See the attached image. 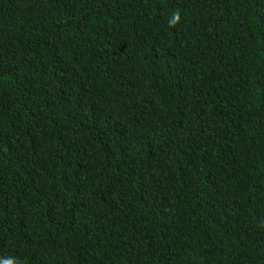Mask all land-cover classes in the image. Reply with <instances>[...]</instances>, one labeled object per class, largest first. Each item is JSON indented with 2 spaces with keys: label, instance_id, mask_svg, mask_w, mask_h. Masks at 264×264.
Listing matches in <instances>:
<instances>
[{
  "label": "trees",
  "instance_id": "obj_1",
  "mask_svg": "<svg viewBox=\"0 0 264 264\" xmlns=\"http://www.w3.org/2000/svg\"><path fill=\"white\" fill-rule=\"evenodd\" d=\"M0 264H264V0H0Z\"/></svg>",
  "mask_w": 264,
  "mask_h": 264
},
{
  "label": "clouds",
  "instance_id": "obj_2",
  "mask_svg": "<svg viewBox=\"0 0 264 264\" xmlns=\"http://www.w3.org/2000/svg\"><path fill=\"white\" fill-rule=\"evenodd\" d=\"M175 19L178 20L179 19V16L178 14H175Z\"/></svg>",
  "mask_w": 264,
  "mask_h": 264
}]
</instances>
